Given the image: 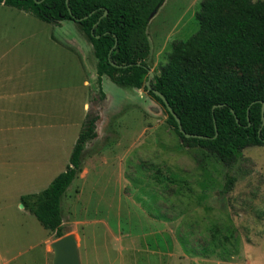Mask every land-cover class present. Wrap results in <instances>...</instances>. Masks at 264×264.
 <instances>
[{
    "label": "rangeland",
    "instance_id": "1",
    "mask_svg": "<svg viewBox=\"0 0 264 264\" xmlns=\"http://www.w3.org/2000/svg\"><path fill=\"white\" fill-rule=\"evenodd\" d=\"M200 2L164 0L148 22L153 75L172 43L196 32ZM81 33L71 21L49 23L0 4V257L8 264H51L54 233L20 198L65 171L99 94ZM81 57H91L90 70ZM101 90L96 137L61 198L80 264H264V146L243 149L226 166L183 147L143 88L103 76Z\"/></svg>",
    "mask_w": 264,
    "mask_h": 264
},
{
    "label": "trees",
    "instance_id": "2",
    "mask_svg": "<svg viewBox=\"0 0 264 264\" xmlns=\"http://www.w3.org/2000/svg\"><path fill=\"white\" fill-rule=\"evenodd\" d=\"M163 1L0 0L4 6L31 13L45 22L75 23L96 58L99 94L93 96L69 165L43 191L20 198L24 210L56 239L66 234L61 198L81 172L85 143L96 137L99 117L94 108L105 98L103 76L118 85L143 88L163 107L166 123L183 147L203 149L226 166L236 162L243 149L264 146V0H201L195 13L196 32L186 40L173 42L159 74L148 79L146 27ZM152 89L167 100L184 133L202 138H185ZM232 182L233 178L227 177L225 192Z\"/></svg>",
    "mask_w": 264,
    "mask_h": 264
},
{
    "label": "water",
    "instance_id": "3",
    "mask_svg": "<svg viewBox=\"0 0 264 264\" xmlns=\"http://www.w3.org/2000/svg\"><path fill=\"white\" fill-rule=\"evenodd\" d=\"M156 11H154L150 15L149 20L151 17H153V15L155 14ZM105 13L106 12H104V14ZM151 77H153V73L149 70L148 71V79H150ZM145 84H146V86H148V81ZM148 89H150V88L148 87ZM152 92L158 98L161 99L166 110L175 119L179 132L182 133L185 138H189V137L202 138V136H200V135L184 133V131L181 128L179 118L172 111L167 100L157 90L152 89ZM263 111H264V102L262 103V106H261V119H262V121H264ZM21 207H22V205H21ZM49 247L52 251L51 264H80L77 240H76L73 233H67V234L63 235L62 237L55 239L54 241H52L50 243Z\"/></svg>",
    "mask_w": 264,
    "mask_h": 264
},
{
    "label": "crops",
    "instance_id": "4",
    "mask_svg": "<svg viewBox=\"0 0 264 264\" xmlns=\"http://www.w3.org/2000/svg\"><path fill=\"white\" fill-rule=\"evenodd\" d=\"M82 34V33H81ZM76 42H79V41H76ZM81 58H83L82 59V61H81V64H82V66L84 67V65H85V63H86V59L88 58V62H89V64H88V66L85 68V69H89L90 70V66H91V57H81ZM95 60H96V58H95ZM94 61H92V64H93V67H94V63H93ZM95 67H96V65H95ZM94 70H95V68H94ZM92 74H91V77H92V75H94L95 76V74H96V70H95V73H94V71L93 72H91ZM92 79V78H91ZM90 79V80H91ZM84 83V85H88V83H87V81H84L83 82ZM86 106V104H83V107H85ZM82 169V168H81ZM43 246V245H42ZM0 264H8V262L7 261H2V258L0 257Z\"/></svg>",
    "mask_w": 264,
    "mask_h": 264
},
{
    "label": "bare ground",
    "instance_id": "5",
    "mask_svg": "<svg viewBox=\"0 0 264 264\" xmlns=\"http://www.w3.org/2000/svg\"><path fill=\"white\" fill-rule=\"evenodd\" d=\"M156 12H157V11H156ZM156 12H155V13H156ZM154 15H155V14H154ZM154 15H153V16H154ZM151 18H152V17H151ZM151 18H150V19H151ZM149 21H150V20H149Z\"/></svg>",
    "mask_w": 264,
    "mask_h": 264
}]
</instances>
